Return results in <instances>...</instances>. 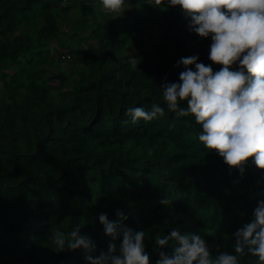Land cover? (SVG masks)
Masks as SVG:
<instances>
[{"label":"rangeland","instance_id":"1","mask_svg":"<svg viewBox=\"0 0 264 264\" xmlns=\"http://www.w3.org/2000/svg\"><path fill=\"white\" fill-rule=\"evenodd\" d=\"M128 6L113 19L99 0H0V264H87L82 249H56L52 231L79 225L99 254L110 239L99 215L115 220L117 210L145 231L150 264L159 259L156 236L173 229L200 234L213 255L234 254L232 234L264 200V170L251 161L243 175L229 169L199 142L195 118L177 117L162 100L166 80L179 82L181 57L198 55L219 71L208 59L211 38L190 33L179 7ZM153 103L164 117L133 124L126 115Z\"/></svg>","mask_w":264,"mask_h":264},{"label":"clouds","instance_id":"2","mask_svg":"<svg viewBox=\"0 0 264 264\" xmlns=\"http://www.w3.org/2000/svg\"><path fill=\"white\" fill-rule=\"evenodd\" d=\"M131 0H99L101 10L113 19L131 9ZM166 11L179 7L188 21L187 29L202 39L211 38L208 59L220 65L214 71L198 55L181 57L183 66L179 82L161 86L167 111L177 117L193 116L202 131L197 136L205 149L215 151L229 169L241 175L249 161L264 170V0H143ZM128 63L136 69L135 55ZM238 67H235L237 66ZM186 105V106H182ZM126 115L133 124L150 122L165 116V107L153 103L151 110L128 108ZM127 123V121H125ZM168 206L165 196L160 201ZM252 220L235 231L234 254L218 251L213 255L207 241L195 232L157 235L156 264H241L240 258L250 254L256 264H264V200L253 210ZM115 220L99 215L107 251L97 253V245L81 235L77 225L69 233L54 230L50 241L59 251L82 249L87 264H150L145 250V231L124 224L128 216L117 210ZM122 236V241L119 238ZM170 248L171 254L163 249Z\"/></svg>","mask_w":264,"mask_h":264},{"label":"trees","instance_id":"3","mask_svg":"<svg viewBox=\"0 0 264 264\" xmlns=\"http://www.w3.org/2000/svg\"><path fill=\"white\" fill-rule=\"evenodd\" d=\"M109 114V113H108ZM107 118H109V117H107ZM136 126V125H135ZM131 127V129H133L134 128V126H130ZM184 136H185V138L186 139H190V140H193V136L190 134V133H187V132H185L184 133ZM137 178H138V175H136V174H131L129 177H128V181L130 182V184H132V185H137L138 184V181H137ZM258 190L259 191H264V183H260L259 185H258ZM245 203L246 204H250V203H252V199L251 200H247V201H245ZM233 208H238L237 206H232ZM0 215L2 216V217H4L5 216V213H4V211L1 209V207H0ZM229 220V219H228ZM36 231V230H35ZM34 231V232H35ZM234 238L232 237L231 238V241H230V246H231V249L232 250H234ZM25 245H24V247H25V251H26V253L28 254V253H30L31 251H32V249H31V246L30 245H28L26 242L24 243ZM156 257H159V255L158 254H156L155 255Z\"/></svg>","mask_w":264,"mask_h":264},{"label":"built area","instance_id":"4","mask_svg":"<svg viewBox=\"0 0 264 264\" xmlns=\"http://www.w3.org/2000/svg\"><path fill=\"white\" fill-rule=\"evenodd\" d=\"M71 57V54L70 53H64L63 55H62V58L63 59H68V58H70Z\"/></svg>","mask_w":264,"mask_h":264}]
</instances>
